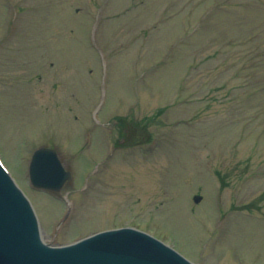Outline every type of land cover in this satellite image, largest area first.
<instances>
[{"label": "rangeland", "instance_id": "1", "mask_svg": "<svg viewBox=\"0 0 264 264\" xmlns=\"http://www.w3.org/2000/svg\"><path fill=\"white\" fill-rule=\"evenodd\" d=\"M261 41L264 0H0V151L45 239L130 225L198 264H264V94L232 65ZM45 144L74 173L60 192L29 179Z\"/></svg>", "mask_w": 264, "mask_h": 264}, {"label": "water", "instance_id": "2", "mask_svg": "<svg viewBox=\"0 0 264 264\" xmlns=\"http://www.w3.org/2000/svg\"><path fill=\"white\" fill-rule=\"evenodd\" d=\"M30 176L38 187L59 190L71 173L55 149L44 147L33 155ZM0 264L195 263L136 228L101 231L63 246L46 243L32 203L0 163Z\"/></svg>", "mask_w": 264, "mask_h": 264}, {"label": "trees", "instance_id": "3", "mask_svg": "<svg viewBox=\"0 0 264 264\" xmlns=\"http://www.w3.org/2000/svg\"><path fill=\"white\" fill-rule=\"evenodd\" d=\"M263 64V63H262ZM261 66H263V65H261Z\"/></svg>", "mask_w": 264, "mask_h": 264}]
</instances>
